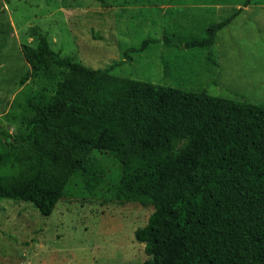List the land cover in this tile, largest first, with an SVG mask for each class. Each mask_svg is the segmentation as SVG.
I'll return each instance as SVG.
<instances>
[{"label":"trees","instance_id":"16d2710c","mask_svg":"<svg viewBox=\"0 0 264 264\" xmlns=\"http://www.w3.org/2000/svg\"><path fill=\"white\" fill-rule=\"evenodd\" d=\"M237 16L186 46L213 48ZM30 35L21 84L43 86L19 105L20 133L0 120V201L49 218L61 201H92L104 187L106 202L154 208L135 231L143 264H264V104L112 74L156 39L94 70L56 52L39 27Z\"/></svg>","mask_w":264,"mask_h":264},{"label":"rangeland","instance_id":"374dc122","mask_svg":"<svg viewBox=\"0 0 264 264\" xmlns=\"http://www.w3.org/2000/svg\"><path fill=\"white\" fill-rule=\"evenodd\" d=\"M0 0V120L21 132L19 105L43 86L29 79L23 46L36 45L39 27L51 47L90 69L124 61L123 52L151 45L114 76L210 96L264 104V0ZM211 49L189 48L190 39L237 14ZM167 38L169 42H164ZM166 74H165V69ZM111 173L117 164L107 156ZM102 187L91 201H61L43 217L30 203L0 201V264H143L145 246L135 231L153 207L106 202Z\"/></svg>","mask_w":264,"mask_h":264}]
</instances>
